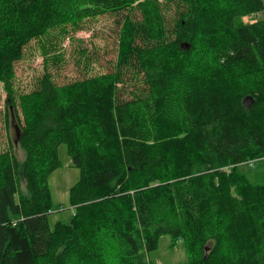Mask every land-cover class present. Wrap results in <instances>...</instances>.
<instances>
[{
  "label": "trees",
  "instance_id": "trees-1",
  "mask_svg": "<svg viewBox=\"0 0 264 264\" xmlns=\"http://www.w3.org/2000/svg\"><path fill=\"white\" fill-rule=\"evenodd\" d=\"M108 14L115 71L60 85L47 70L17 94L33 41L47 64ZM0 84L25 152H0V264H153L167 235L185 264H264V0H0ZM62 144L80 179L52 227Z\"/></svg>",
  "mask_w": 264,
  "mask_h": 264
},
{
  "label": "rangeland",
  "instance_id": "rangeland-1",
  "mask_svg": "<svg viewBox=\"0 0 264 264\" xmlns=\"http://www.w3.org/2000/svg\"><path fill=\"white\" fill-rule=\"evenodd\" d=\"M175 10L176 6L173 5L167 12V21L170 26L174 24ZM135 12H133L134 15L139 16V13ZM117 18L116 15L108 14L85 20L81 29L71 31L62 42L58 40L60 44L56 52L60 53L62 58L57 60L49 57L47 64L44 62L43 50V44L47 40L33 41L26 48L24 59L16 64L17 94L29 93L36 89L47 70L60 85L115 71L118 52ZM254 18L259 19L260 17L255 16ZM250 20L244 18L246 22ZM47 50H49V55L56 53L51 51L50 47H47ZM83 52L86 53L83 54ZM128 89L131 90L130 87ZM129 97L128 93H123L121 98L128 99ZM5 101L6 93L3 85L0 84V152L7 149L10 145L9 141H12L18 159L23 161L25 152L18 143L16 144L18 130L15 123H11L7 130ZM59 157L62 165L52 173L49 179L53 198V208L49 216L52 227L57 222H71L74 208L70 203V190L80 179V170L74 165L65 144L59 147ZM241 170L248 173L250 178L255 179L262 168L260 163H253L243 165ZM150 258L153 264H185L189 261L184 241L173 244L172 238L168 235L160 239L158 249L150 254Z\"/></svg>",
  "mask_w": 264,
  "mask_h": 264
},
{
  "label": "water",
  "instance_id": "water-1",
  "mask_svg": "<svg viewBox=\"0 0 264 264\" xmlns=\"http://www.w3.org/2000/svg\"><path fill=\"white\" fill-rule=\"evenodd\" d=\"M187 48H188V45H187Z\"/></svg>",
  "mask_w": 264,
  "mask_h": 264
}]
</instances>
